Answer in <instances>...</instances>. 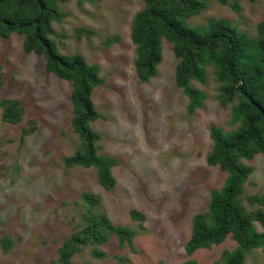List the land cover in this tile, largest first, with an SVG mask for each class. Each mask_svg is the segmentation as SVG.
<instances>
[{"label":"rangeland","instance_id":"obj_1","mask_svg":"<svg viewBox=\"0 0 264 264\" xmlns=\"http://www.w3.org/2000/svg\"><path fill=\"white\" fill-rule=\"evenodd\" d=\"M236 1L239 12L213 0L188 23L196 26L224 17L254 35L256 23L264 19V0ZM143 6V0H70L59 6L67 16L53 23L51 37L58 50L81 53L98 65L103 78L92 94L102 117L91 126L101 134V152L118 161L112 167L116 184L110 190L98 183L94 168L64 167L62 157L71 154L78 141L70 125L71 83L47 72L42 55L25 53L21 35L0 37V99L17 98L25 107L19 123L0 119V237L13 241L7 250L0 245V264H58L57 248L79 221L76 202L83 190L100 194L108 217L136 230V235L133 249L118 247L112 235L99 247L104 257H92L86 247L74 255L76 264H181L188 257L184 243L192 216L206 209L210 191L220 188L226 177V172L207 164L206 156L212 145L209 125L231 128L230 105L218 101V83L209 67L204 83L193 82L205 92L203 105L187 113L188 97L175 83L178 59L164 38L157 74L139 81L130 26ZM81 27L94 34L77 39ZM112 34H119L120 41L103 44ZM29 119L36 120V129L20 144V130ZM245 162L253 170L244 194L264 193V154ZM131 208L145 214L143 229L130 218ZM235 244L227 237L209 249H197L191 257L220 264L223 250ZM246 264H264L260 250L249 253Z\"/></svg>","mask_w":264,"mask_h":264},{"label":"trees","instance_id":"obj_2","mask_svg":"<svg viewBox=\"0 0 264 264\" xmlns=\"http://www.w3.org/2000/svg\"><path fill=\"white\" fill-rule=\"evenodd\" d=\"M70 0H0V37L12 33L22 36L25 53L33 52L45 59V70L71 83L70 125L78 141L69 155L62 157L65 168L92 167L98 183L112 189L116 179L112 167L117 159L101 152V134L91 123L101 118L92 99L93 91L103 83L97 64L89 63L79 53H61L55 40L54 22H61L67 12L59 8ZM79 2L81 0H78ZM102 1V0H87ZM144 6L131 20L130 39L134 44L133 66L140 82H146L158 72L162 60V39L172 45L178 59L175 83L188 97L187 113L201 108L205 92L193 84L204 83L210 67L217 81V99L223 106L230 105V129L209 125L212 145L206 156L209 165L226 172L224 184L210 191L206 209L192 216L191 231L184 243L188 256L181 264H206L191 255L197 249H209L227 237L235 241L231 249H224L220 264H246V258L258 249L264 256V193L244 194V184L253 167L245 160L264 154V19L256 23V32L249 35L224 17H211L205 24L191 25L188 20L204 12L213 0H143ZM228 4L235 12L240 6L236 0H218ZM253 1V0H250ZM90 37L91 29L78 28L76 38ZM63 37H65L63 35ZM120 41L119 34L103 38L109 46ZM3 83L0 67V87ZM25 107L17 98L0 99V119L6 123H19ZM36 120L29 119L20 130L18 141L36 129ZM98 193L83 190L78 204L79 221L73 231L57 248L58 264H76L75 254L90 248L94 258L105 256L99 247L112 235L118 247L133 249L136 230L127 225L115 224L101 207ZM247 202L248 206L245 205ZM129 216L143 229L146 216L131 208ZM13 241L0 237V245L9 249ZM83 264H89L84 262Z\"/></svg>","mask_w":264,"mask_h":264}]
</instances>
